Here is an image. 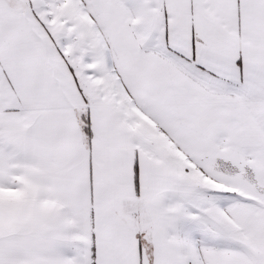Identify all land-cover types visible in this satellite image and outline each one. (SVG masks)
Returning a JSON list of instances; mask_svg holds the SVG:
<instances>
[{"label":"snow or ice","instance_id":"obj_1","mask_svg":"<svg viewBox=\"0 0 264 264\" xmlns=\"http://www.w3.org/2000/svg\"><path fill=\"white\" fill-rule=\"evenodd\" d=\"M0 264H264V0H0Z\"/></svg>","mask_w":264,"mask_h":264}]
</instances>
